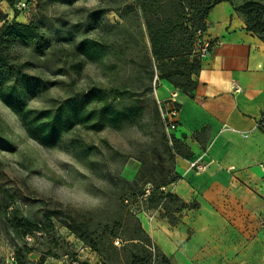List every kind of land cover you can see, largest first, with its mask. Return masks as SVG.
Wrapping results in <instances>:
<instances>
[{"label":"trees","instance_id":"obj_1","mask_svg":"<svg viewBox=\"0 0 264 264\" xmlns=\"http://www.w3.org/2000/svg\"><path fill=\"white\" fill-rule=\"evenodd\" d=\"M222 2L230 3L243 18L247 30L264 41V0H130L123 12L116 13L122 20L133 16L139 36L122 23H110L105 19L107 12L104 10L89 12L86 23L80 26L72 24L64 15L51 14L53 7L67 6L64 0H37V14L29 24L13 22L0 27V102L20 118L29 136L47 147L57 146L77 127L95 132L105 128L120 130L126 125L143 122L148 114L166 129L154 90L160 80H165L185 95L194 97L204 59L198 43L204 40L209 13ZM98 29L103 31L102 36L89 35L91 30ZM209 52H212L211 48ZM127 55L130 56L128 63L133 67V79L74 92L66 99L55 101L49 108L30 107L33 99L43 97L52 87L51 82L31 70L44 73L54 68L53 74L57 76L78 75L86 64L102 65L110 56L122 58ZM259 126L264 133V114ZM4 128L0 119V140L4 139ZM162 143L172 163L177 157L186 159L191 156L189 147L173 134L164 132ZM173 174V170H169L157 185L153 183L155 180L145 183L139 194L124 201L144 198L145 188L150 184L152 191L142 205L154 204V209H163L179 203L178 212L195 209V204L187 205L178 196L161 190L179 180L180 177ZM124 182L130 188L135 185L130 180ZM3 200L4 205L0 201V216L6 217L9 227L20 238L41 231L39 224L11 209L14 205L12 195L5 192ZM123 218L135 219L137 225L130 231L128 241H139L145 252L144 256L134 253L129 264H172L160 249L155 256L150 251L151 239L131 209L114 223L113 228H106L113 229L109 235L111 239L120 237L118 228ZM175 223L177 220L171 222ZM66 224L79 239L102 254L100 246L104 243L101 236L95 238L94 232L84 222L78 223L75 217ZM32 251L26 245L18 248L16 263L33 264L28 259ZM44 262L41 259L37 264Z\"/></svg>","mask_w":264,"mask_h":264},{"label":"rangeland","instance_id":"obj_2","mask_svg":"<svg viewBox=\"0 0 264 264\" xmlns=\"http://www.w3.org/2000/svg\"><path fill=\"white\" fill-rule=\"evenodd\" d=\"M64 1L67 6L53 7L51 14L64 15L72 24L82 26L89 12L104 10L107 12L105 19L110 23H122L139 36L133 16L122 20L116 13L123 12L130 0ZM89 35L100 37L103 31L91 30ZM129 57L110 56L102 65L86 64L78 75L57 76L53 74L54 68L44 73L31 70L51 82L52 87L43 97L33 99L30 107L49 108L55 101L66 99L74 92L133 79ZM148 115L143 122L126 125L120 130L105 128L95 132L77 127L57 146L47 147L29 136L20 118L0 102V119L5 126L4 139L0 140V201L4 205L5 192L12 195L14 205L11 209L18 210L20 215L41 227L39 233L22 239L1 215L0 264H15L17 249L25 245L33 249L28 255L33 264L41 259L44 264H129L134 253L145 255L139 241H128L130 231L137 225V217L123 218L117 239L109 236L113 229L106 230L113 228L128 209L138 216L143 228L145 225L147 230H144L151 239L150 251L154 256L158 254L159 248L151 234L152 226L156 219H166L170 224L179 222L180 204L154 209V204L147 207L133 199L129 204L124 201L139 194L145 183L152 180L156 185L160 183L169 170L178 175L176 162L170 161L162 143V134L172 132L160 127ZM125 180L133 181L135 185L130 188ZM95 199L101 201L100 205L93 204ZM150 215L155 217L153 222L148 220ZM71 217L78 223L84 222L95 238L101 236L102 254L95 252L67 227Z\"/></svg>","mask_w":264,"mask_h":264},{"label":"crops","instance_id":"obj_3","mask_svg":"<svg viewBox=\"0 0 264 264\" xmlns=\"http://www.w3.org/2000/svg\"><path fill=\"white\" fill-rule=\"evenodd\" d=\"M12 1L27 2L29 12L0 0V27L29 24L37 14V0ZM206 24L204 40L214 47L194 97L165 80L154 90L158 103L173 101L167 110L178 108L172 134L191 151L177 157L180 178L168 191L197 207L178 213L175 225L156 219L151 234L172 264H264V41L228 2L211 10ZM199 158L203 173L190 169Z\"/></svg>","mask_w":264,"mask_h":264},{"label":"built area","instance_id":"obj_4","mask_svg":"<svg viewBox=\"0 0 264 264\" xmlns=\"http://www.w3.org/2000/svg\"><path fill=\"white\" fill-rule=\"evenodd\" d=\"M15 8L20 12V13H25V12H29V4L25 1H19L16 3ZM214 47V42L212 41H205L202 40L198 43V49L199 52L201 54L202 58H206L208 55H210L211 52H209V48L213 49ZM235 92H241V89L239 87H235ZM173 101L172 100H168L166 102H159L160 107H161V112H162V118L165 122L166 125V129L168 132H172L176 129V122L172 121L171 117H176L179 110L176 107H173L170 110H167V107H170L172 105ZM264 169V166H261ZM190 169L191 170H195L197 173H203L206 171L207 169V164L204 163V161L202 160V158L196 159L194 161H192L190 163ZM163 192L168 193V187H163L161 189ZM152 191V186L150 184H148L145 188V196L144 198H139L138 199V204H142L143 200L146 199V197L151 193ZM126 203L129 204V201H126ZM155 219V217L153 215H150L148 217L149 222H153ZM15 264L16 261H14ZM76 264V263H74Z\"/></svg>","mask_w":264,"mask_h":264},{"label":"clouds","instance_id":"obj_5","mask_svg":"<svg viewBox=\"0 0 264 264\" xmlns=\"http://www.w3.org/2000/svg\"><path fill=\"white\" fill-rule=\"evenodd\" d=\"M62 155H65V154H62ZM100 203H101V201L99 200V199H95L94 201H93V204L94 205H100Z\"/></svg>","mask_w":264,"mask_h":264}]
</instances>
